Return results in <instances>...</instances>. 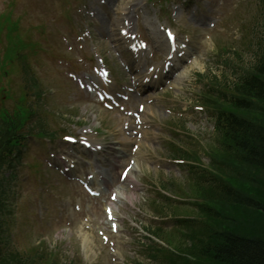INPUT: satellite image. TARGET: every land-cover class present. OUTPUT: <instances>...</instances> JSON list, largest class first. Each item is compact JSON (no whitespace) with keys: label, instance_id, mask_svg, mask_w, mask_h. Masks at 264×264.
<instances>
[{"label":"rangeland","instance_id":"rangeland-1","mask_svg":"<svg viewBox=\"0 0 264 264\" xmlns=\"http://www.w3.org/2000/svg\"><path fill=\"white\" fill-rule=\"evenodd\" d=\"M72 1L67 9L61 0H0V14L10 9L12 19L18 18L26 25L27 31H31L33 38L39 39L43 49H46L35 57L32 53L28 56L37 82L43 88V99L37 102L40 113L35 116V121L41 113L48 111L42 107L45 102L47 109L54 110L45 117L50 130L60 134L64 129L83 132L79 122L93 124L101 130L96 134L101 143L119 140L118 113L107 112L100 105H95L94 97H87L88 93L81 90L68 73H91L89 67L101 61L108 63L117 78L122 80L118 86L130 82L132 76L113 47L121 21L127 16L132 18L131 32H136L143 22L158 27L160 24L164 26L167 21L168 26L175 27L174 10L183 7L189 12L198 2L196 14H202L204 25L191 24L186 20L181 24L182 30L195 43L192 59L186 66L181 65L176 78L170 80L166 100L158 98L152 102L155 130L143 144L147 161L144 157L138 159L131 173L134 183L140 187L144 178L154 186L162 182L184 181L185 169L167 159V124L175 118V109L182 112L186 108L181 116L184 117L188 136L192 137V140H187L199 153H203V148L210 144L212 138L213 122L205 111L193 106L202 86L203 78L198 74L207 76L226 72L217 62V54L224 52L220 46L231 48L229 58L235 59L240 66L255 60L264 28V5L260 0H191L187 4L183 3L184 0H167L162 6L158 4L160 2L151 0H127L130 9H123L122 14L116 11L115 17L108 19L99 7L105 0ZM91 2H95L93 9H89ZM92 15L95 18L98 16L99 21L94 20ZM209 22L215 23L214 27L209 28L206 25ZM41 27L46 32L44 38L39 32ZM123 57L127 61L135 59L125 53ZM145 69L142 65L138 72L143 73ZM9 77L14 84L12 89L17 91L16 86L19 88L22 81L19 73ZM136 102L146 105L145 99ZM5 105L11 108L13 101L7 99ZM144 107L147 111L148 106ZM132 110H137L136 103ZM25 144L20 153L21 162L14 167L16 175L4 187L6 210L10 208L2 215L8 246L23 249L44 241L61 262L76 259L78 253L83 264H133L135 260L141 264H153L141 251L142 235L146 234L144 228L158 221L151 218L150 203L145 198L153 194V188L145 184L139 192L133 193L124 185L127 189L121 193L120 201L115 202L116 227L110 224L109 228L103 210L109 199L108 193L103 198H92L42 162L45 159L56 163L61 151L76 152L77 147L63 145L58 137L50 142L31 136L25 139ZM104 154L113 157L117 151L108 149ZM207 160V156L202 154V161L206 163ZM97 170L99 177L110 176L103 163L97 164ZM119 187L123 189L120 180L115 183L114 189Z\"/></svg>","mask_w":264,"mask_h":264},{"label":"trees","instance_id":"trees-1","mask_svg":"<svg viewBox=\"0 0 264 264\" xmlns=\"http://www.w3.org/2000/svg\"><path fill=\"white\" fill-rule=\"evenodd\" d=\"M231 85L228 99L215 91L206 96L217 104L221 138L211 157L221 167L209 185L196 188L204 200L197 205L201 219L184 248L194 264H264V50ZM53 262L49 252H0V264Z\"/></svg>","mask_w":264,"mask_h":264},{"label":"bare ground","instance_id":"bare-ground-1","mask_svg":"<svg viewBox=\"0 0 264 264\" xmlns=\"http://www.w3.org/2000/svg\"><path fill=\"white\" fill-rule=\"evenodd\" d=\"M122 3H123V2H122ZM116 5H117V4H116V2H115L112 6H115V7H116ZM120 29H121V28H120ZM161 46H162V47L160 48L161 51H162V50L164 51V50H165V45H164V44H161ZM172 56H175V55H172ZM166 73L169 74V73H170L169 70H168ZM158 76H159V75H158ZM157 78H158V77H157Z\"/></svg>","mask_w":264,"mask_h":264},{"label":"snow or ice","instance_id":"snow-or-ice-1","mask_svg":"<svg viewBox=\"0 0 264 264\" xmlns=\"http://www.w3.org/2000/svg\"><path fill=\"white\" fill-rule=\"evenodd\" d=\"M126 175H127V170H125V173H124V176H126ZM93 194L94 195H99V193H93ZM113 198H115V197H113ZM108 213H109V219H111V210L110 209L108 210Z\"/></svg>","mask_w":264,"mask_h":264}]
</instances>
